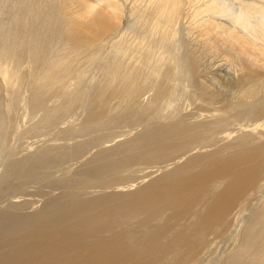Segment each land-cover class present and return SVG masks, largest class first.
Here are the masks:
<instances>
[{
  "label": "bare ground",
  "instance_id": "1",
  "mask_svg": "<svg viewBox=\"0 0 264 264\" xmlns=\"http://www.w3.org/2000/svg\"><path fill=\"white\" fill-rule=\"evenodd\" d=\"M60 1L0 0V7L16 9L0 17V87L10 99L8 114L25 86L40 88L23 99L25 108H43L47 121L70 112L80 94L46 106L42 90L61 87L75 72V58L108 45L100 66L105 78L84 103L78 131L104 124L127 130L111 140L95 137L90 150L83 141L47 146L50 156L71 163L70 176L62 177L74 189L86 185L88 198L44 220L33 213L16 218L6 236L11 253L0 264H193L203 258L209 236L231 226L238 244L228 249L226 264H264V0H63V9L73 1L84 9L63 18ZM135 15L148 27L145 42L131 45L126 34ZM183 34L226 51L244 102L230 101L224 111L204 99L208 109L166 111L179 93L188 103L218 95L205 85L192 88L201 61ZM7 126L3 120L2 129ZM118 137L124 139L114 143ZM94 162L95 169L87 167ZM13 199L10 208L30 202ZM239 207L248 216L237 223Z\"/></svg>",
  "mask_w": 264,
  "mask_h": 264
},
{
  "label": "rangeland",
  "instance_id": "2",
  "mask_svg": "<svg viewBox=\"0 0 264 264\" xmlns=\"http://www.w3.org/2000/svg\"><path fill=\"white\" fill-rule=\"evenodd\" d=\"M62 4L63 0H61L58 5V9L61 10L60 13L58 12L61 18H63L65 14L69 13L74 16L82 15L83 13L84 9L81 7L79 2L73 1L68 7L64 9L62 7ZM15 10L16 9L12 6H8L5 8L0 7L1 20H5L6 16L9 13L12 14ZM135 18L134 16L132 17V27L129 30V34H126L127 41L131 45H136L145 42V34L148 27H145V25L141 26L137 22L140 19L139 15H135ZM78 21L80 22L81 19H78ZM195 37V34L190 36L183 34V38L185 40H193L194 43L191 42L192 44L189 48L190 50H193L194 53L196 52L197 57L201 61L200 72L197 74V76L191 77L190 84L194 86L192 87L193 89H195V87H201L202 85H205L206 87H209V92L215 91L214 93H218V95L208 97L209 100L207 97H201V100L192 101L188 103V101L182 96V93H179L176 94L174 96V99L170 101V104L169 106H167L168 108L166 111L169 112L173 110V108H178L182 110L208 109L211 106H207L205 104L204 99L209 101V103H214L215 107H223L224 111H230L231 106L233 105L232 103H230V101H235L239 103L244 101L242 99V92L240 91V89L235 88L239 87L238 84L236 82L234 83L231 78L233 76V73L231 72V67H229L230 64H228V54L226 53V51L216 53L212 50H209L208 48H205L204 46H202V44H199L200 42L197 44V42L194 41ZM195 44L198 47L195 46ZM197 48L199 51L197 50ZM109 50L110 47L108 45L103 47L102 51H97L96 48H93L84 52L79 57L75 58L71 63L72 67L75 68V72L66 75L67 83L70 87H67L68 85L66 84V79L64 78V82L62 83L61 87L54 89H51V87H46L42 90L41 98L42 102L46 106L59 105L63 102L64 98L71 99V97L77 94H80L81 96V98L79 99L80 101L78 100L74 103L72 110L68 113L62 114L58 120L53 121L54 123L49 122L45 119V113L43 108H25L23 99L32 95L36 90L40 89L39 87H20V89L14 94V101L12 102L13 109L11 110L10 114H8L7 112V105L9 104L8 102H10V99L8 98L7 94V89L5 87H0V240L2 242H0V263L11 253V248L6 236L9 233L10 229H14L16 227V225H14V220L16 218L25 219L26 216H29V214L33 213V216L37 218V221L44 220L47 217L51 218L54 215L55 210L60 209V207H67L75 202L81 204V202L86 201V199L88 198L87 196H85V191H87L86 185H79L78 187H76L78 189H74L72 188L74 187L72 184L73 182L68 183L64 181L65 179L67 180L70 176L69 167L71 163L66 160L65 157L55 158L50 156L51 154H49L50 151H48L49 148L47 146L51 147L55 146V144L56 146H68L83 141L85 145L84 147L89 146L88 150H90L93 145H96V142H94L95 137L104 138V141L111 140L115 136L122 135V132H124V130H127V128H123L121 126L119 127L104 124V126L102 125L100 127L97 126L87 129V131L85 132L78 131V129H80L83 124V120L85 119L83 116V106L85 105L84 103L86 102V100L89 102V96L94 98L95 90L100 88V86L102 85L101 80L105 78V75L102 73V69L100 66L101 61H104L106 55L110 52ZM95 54L98 55V58L97 60L92 61L90 57ZM209 55L212 58H210ZM214 56L217 58H215ZM206 57L209 59L207 60ZM213 57L215 60L213 59ZM123 59L125 62L127 60V62H129L130 57L128 56ZM204 59H206L207 61ZM210 60H212L213 64L219 68L215 67L214 65L211 66L212 62H210ZM216 61H218L219 63ZM68 63L69 58L66 59L65 67L68 66ZM209 66H211L213 69ZM221 69L223 71H221ZM213 72L215 73V75ZM222 72L225 73L223 74ZM228 72L231 73L228 74ZM204 75L205 77H202ZM207 75L210 78L209 80ZM92 78L96 82H94ZM77 80L80 81V85L78 86ZM89 82L94 83L89 84ZM182 82L183 81L177 80L175 83L181 85L182 87ZM214 83H216V87L214 86ZM218 84L221 85L219 86ZM89 85H91V87ZM222 85L225 86L223 87ZM67 89L70 90L67 91ZM85 89L88 90L85 91ZM64 91H67V94L64 93ZM70 91L74 94H72ZM208 95L210 94L208 93ZM148 96V94L145 95L144 99H146ZM202 99L204 100V102L202 101ZM164 100L159 102V105L161 106L159 108L160 111H163L165 108V104L162 103ZM199 101L200 103L201 101L203 103L200 104ZM117 103L118 102L115 101L113 105H116ZM190 103L192 104L189 106ZM203 105H205V108ZM128 109L133 113L135 111L132 106H129ZM3 120H6L8 122V126L5 130L2 129ZM69 128L70 130L73 128L71 132L63 131L66 129L69 130ZM123 139L124 137H118L116 139L117 141L115 140L114 143ZM114 143L110 145H113ZM88 150H86V152ZM30 154H32L33 157L30 156ZM73 163L74 167H76V165H81V162L75 164L76 161H74ZM95 165L96 162L87 165V167L95 169ZM30 172H32V174H30ZM26 175H31V178L26 179ZM32 181H34V183ZM138 182H140V180H138L137 183ZM12 195L14 196L15 201H17L19 198V200H29L30 202L19 207L10 208L9 202L13 198L9 197H13ZM1 199L6 200L2 201ZM248 206L250 205L248 204ZM240 211L241 207L237 208L234 213V215L236 214L234 218H236L237 223H240V221H242L248 216L247 212L241 211L242 213H240ZM237 229L240 231V227ZM224 233L225 234H222L221 236H217L214 234L211 235V237L209 236L208 249L203 252V258L193 264H226L227 259L225 258H227V256L233 251V249L238 244L235 240L237 230L234 226H231ZM241 239L242 237L240 236L238 242H240ZM228 249L230 250V253ZM227 252L229 254H227Z\"/></svg>",
  "mask_w": 264,
  "mask_h": 264
}]
</instances>
